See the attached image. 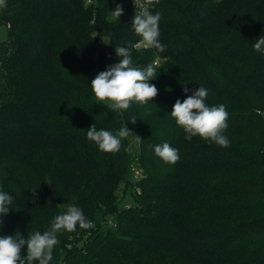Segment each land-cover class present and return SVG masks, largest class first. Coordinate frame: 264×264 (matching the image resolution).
Segmentation results:
<instances>
[{
	"label": "trees",
	"instance_id": "obj_1",
	"mask_svg": "<svg viewBox=\"0 0 264 264\" xmlns=\"http://www.w3.org/2000/svg\"><path fill=\"white\" fill-rule=\"evenodd\" d=\"M6 4L0 192L13 203L0 237L43 234L71 204L94 227L58 233L50 264H264V53L253 48L264 36V0H159L149 11L160 14L164 52L135 47L133 0ZM117 45L131 49L134 66H160L148 81L157 96L122 114L90 87L120 62ZM198 87L209 90V107L226 106L227 148L186 140L170 114ZM124 123L141 141L129 135L117 153L87 138L93 124L115 135ZM165 142L179 151L174 165L154 153ZM122 184L134 205L117 202Z\"/></svg>",
	"mask_w": 264,
	"mask_h": 264
},
{
	"label": "clouds",
	"instance_id": "obj_2",
	"mask_svg": "<svg viewBox=\"0 0 264 264\" xmlns=\"http://www.w3.org/2000/svg\"><path fill=\"white\" fill-rule=\"evenodd\" d=\"M158 3L159 0H143L139 4V14L132 18V27L141 38L140 43L143 48H154L158 52H164L166 46L159 41L160 14L149 11V8ZM6 6V0H0V7ZM111 13L113 19L118 20L123 14L122 6L117 4ZM253 48L257 52L264 53V36L256 40ZM115 52L121 58L120 62L97 74L92 79L90 87L96 101L109 102L113 111L119 110L122 114V111L129 109L133 103L143 106L157 96V88L148 81L157 76V69L160 66L159 64H149L145 68L134 66L131 49L128 47L117 45ZM183 91L187 93L189 89L184 88ZM208 95V89L198 87L183 102L177 99L170 114L186 133V140L190 141L194 136H199L222 148H227L230 141L223 133L227 128L229 114L223 104L209 107L205 103ZM135 121V118L130 120L132 123ZM86 135L100 151L105 153L119 152L122 140L129 135L134 136L125 123L115 135L107 130H96L94 124L88 128ZM134 137L137 143L141 141L138 136ZM154 153L166 164L174 165L180 160L178 149L171 147L167 142L156 145ZM12 203V196L0 192V217L8 213ZM77 225L81 229L94 227L80 208L69 204L66 212L56 216L51 222L50 230L44 231L43 234L35 231L27 239L21 237L19 233L0 237V264H33L34 261L38 264H50L54 248L60 243L57 234L62 231L74 232ZM25 246L26 254L21 256V249Z\"/></svg>",
	"mask_w": 264,
	"mask_h": 264
},
{
	"label": "rangeland",
	"instance_id": "obj_3",
	"mask_svg": "<svg viewBox=\"0 0 264 264\" xmlns=\"http://www.w3.org/2000/svg\"><path fill=\"white\" fill-rule=\"evenodd\" d=\"M95 35H97V34L95 33ZM7 38H8V31H7L6 27L3 25H0V43L4 42ZM101 41L105 42V40L103 38L101 39ZM104 103L111 107L109 102H104ZM129 142L131 144V147H130L131 150L136 151V147H137L136 141L133 138H129ZM138 172L139 171L136 172V174H135L136 176H137ZM126 189H127V187L122 184V185H120V189L117 193V202H119L120 207L134 205V201H133L134 197H132L130 195V188L127 189V191H126Z\"/></svg>",
	"mask_w": 264,
	"mask_h": 264
},
{
	"label": "built area",
	"instance_id": "obj_4",
	"mask_svg": "<svg viewBox=\"0 0 264 264\" xmlns=\"http://www.w3.org/2000/svg\"><path fill=\"white\" fill-rule=\"evenodd\" d=\"M133 3H134V6H135V11L137 12V14H139V12H140L139 4L142 3V2L140 0H133ZM140 42H141V40L138 43H136V45H135L136 48H143V46H142V44ZM143 49H145V48H143ZM155 64H157V62H155Z\"/></svg>",
	"mask_w": 264,
	"mask_h": 264
}]
</instances>
